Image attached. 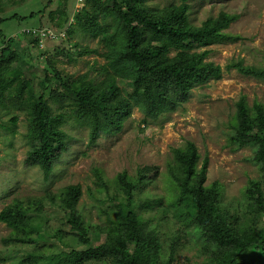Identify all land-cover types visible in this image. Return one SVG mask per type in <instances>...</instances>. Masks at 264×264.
Returning a JSON list of instances; mask_svg holds the SVG:
<instances>
[{
	"label": "trees",
	"instance_id": "trees-1",
	"mask_svg": "<svg viewBox=\"0 0 264 264\" xmlns=\"http://www.w3.org/2000/svg\"><path fill=\"white\" fill-rule=\"evenodd\" d=\"M146 1L85 0L81 10L73 16L74 24H71L72 16L66 8L59 10V18L55 21L53 12L47 11L51 1L27 16L38 19V28H44L42 20L48 18V26L57 33L65 32L68 38L74 34L75 27L99 37V43L105 48L101 56L106 60V76L101 82L94 83L86 76H62L50 65L42 68V92L38 96L30 94L27 108L29 149L26 166H37L48 178L54 165L69 149L68 135L62 128L67 118L63 113L52 111L44 98L48 92L49 99L56 103L66 98L71 101L74 120L88 127L89 142L93 144L102 134L120 132L134 108L142 113L144 122L156 120L187 102L193 89L222 78L223 69L208 61L210 50L207 48L237 39L225 32L236 16L221 11L196 26L188 18L191 0H179V4L162 9H151ZM21 18L16 14L0 17V25L7 19ZM28 39V44L38 50V41ZM177 43L183 46L174 50ZM16 45L15 39L0 31L2 108L7 102L14 105L11 99L14 93L21 101L24 92L31 93L32 90L30 81L23 79L20 63L26 54H20ZM92 52L98 54L96 50ZM225 70L264 80V63L255 66L245 65L243 60L230 61ZM53 85L60 92L52 89ZM99 99L101 104L97 102ZM235 108L230 141L238 148L253 149L251 159L261 175L260 181L249 182L245 198L252 210L264 218V105L254 102L249 106L246 98L241 96ZM15 121L13 117L11 122L15 124ZM172 152L174 166L169 173L176 202L192 225L194 234L204 241L209 264H264V225L259 226L256 217L241 221L222 208L221 187L217 182L205 184L208 157L205 156L200 164V154L194 143L187 141ZM95 175L98 186L104 185L98 172ZM146 179L143 172H139L137 179H131L126 172L117 176L125 202L110 227L104 230L96 227L98 231L116 236L117 247L91 246V228L77 208L82 195L79 185L67 186L56 196L16 198L6 205L0 211V225L11 229L12 235L3 243L36 247L37 251L27 254L20 264H173L175 249L172 247L166 260L161 259L157 233L132 207L134 192ZM49 199L64 212L63 221L69 231L61 235L70 239L63 243L68 249L52 252L50 258L41 252L40 244L46 239L41 215ZM2 262L0 257V264Z\"/></svg>",
	"mask_w": 264,
	"mask_h": 264
},
{
	"label": "rangeland",
	"instance_id": "rangeland-1",
	"mask_svg": "<svg viewBox=\"0 0 264 264\" xmlns=\"http://www.w3.org/2000/svg\"><path fill=\"white\" fill-rule=\"evenodd\" d=\"M51 1L49 9L54 20L59 10L66 8L74 24L73 16L78 14L76 0H1L0 17L16 14L21 19H7L0 25L6 37H16L17 50L26 54L20 63L25 80L31 83V93L25 91L19 101L14 93L12 102L0 107V211L13 200L46 198L57 195L67 186L79 185L81 198L78 203L85 223L90 226L91 246L100 244L117 247L116 236L107 235L100 229H107L117 220L124 194L117 182L123 172L131 179H137L139 172L147 176L134 192L132 207L148 222L161 242V259L166 260L175 249L173 264H209L204 241L193 232L192 225L176 202V194L170 183V170L174 166L173 150L183 147L187 141L194 143L200 154V164L208 157L206 185L217 182L221 187V206L241 221L258 219L264 225V218L252 210L245 198V189L250 181H260L258 166L252 162L251 147L238 148L232 144V123L235 104L241 96L249 106L254 102L264 105V80L245 77L235 70L226 71L230 61L243 60L245 65L261 66L264 63V0H191L188 11L189 21L200 25L219 12L236 16L225 30L235 41L213 44L208 61L223 69L222 78L210 81L203 87L193 89L187 102L173 113L156 120L143 121L142 113L134 108L122 129L114 134H102L90 144L88 127L74 120L73 107L69 99L55 102L47 100L54 113H63L67 118L62 127L68 135L69 149L57 162L51 175L45 178L37 166H26L25 158L29 149L27 143V113L30 94L42 92L40 82L44 77L43 67L55 70L72 78L86 76L87 80L99 83L104 80L106 60L101 56L105 51L99 37L75 27L74 34L64 40L45 43L43 49L35 50L23 31L38 28L37 18H27L30 12H37ZM104 1V0H103ZM151 9H162L179 4V0H147ZM90 6H88V10ZM44 17L42 26H48ZM67 38V39H66ZM183 44H175L179 50ZM62 49H64L62 51ZM98 51V54L92 51ZM42 54V55H40ZM125 87V86H124ZM52 89L60 92L58 87ZM28 98V100H27ZM11 101V100H10ZM101 104L100 99L97 101ZM15 117V124L11 122ZM200 166V165H199ZM98 172L104 185H99ZM49 199L42 213L45 241H40L41 252L48 258L52 252L68 249L63 243L70 241L69 226L63 221L64 212ZM104 232V233H102ZM62 234V235H61ZM12 235L11 229L0 225L1 264H20L29 253L36 252L35 246L4 245L3 240ZM57 236V237H56Z\"/></svg>",
	"mask_w": 264,
	"mask_h": 264
},
{
	"label": "built area",
	"instance_id": "built-area-1",
	"mask_svg": "<svg viewBox=\"0 0 264 264\" xmlns=\"http://www.w3.org/2000/svg\"><path fill=\"white\" fill-rule=\"evenodd\" d=\"M85 0H76V9L79 10L83 7ZM25 37H30L38 41V48L43 49L46 42H58L65 39V32H55L52 29L47 28H32L23 31ZM16 37H14L15 39ZM17 40V39H15Z\"/></svg>",
	"mask_w": 264,
	"mask_h": 264
}]
</instances>
